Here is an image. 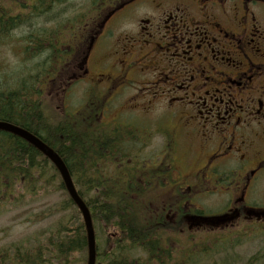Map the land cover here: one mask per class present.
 Returning <instances> with one entry per match:
<instances>
[{"label":"flooded vegetation","instance_id":"obj_1","mask_svg":"<svg viewBox=\"0 0 264 264\" xmlns=\"http://www.w3.org/2000/svg\"><path fill=\"white\" fill-rule=\"evenodd\" d=\"M103 1L61 70L85 85L71 115L75 136L95 139V176L141 195L137 229L155 218L175 241L178 220L188 249L193 230L216 223L222 251L253 245L264 260V0ZM26 243V264H48L47 245ZM132 251L142 248L128 246L126 260Z\"/></svg>","mask_w":264,"mask_h":264},{"label":"trees","instance_id":"obj_2","mask_svg":"<svg viewBox=\"0 0 264 264\" xmlns=\"http://www.w3.org/2000/svg\"><path fill=\"white\" fill-rule=\"evenodd\" d=\"M74 1H9L17 10L14 15L11 8L0 2V42L9 38L13 31H20L25 60L30 62L27 67L23 65V71L15 72L13 79L0 78V121L39 138L58 154L72 182L76 180L75 189L89 210L95 239L103 240V244L106 242L102 249L96 250V264H200V256L194 252L189 256L185 247H178V239L173 241L172 237L163 234L161 221L144 215L142 229H137L141 195L134 189L116 184L109 175L95 176L102 169L97 167L95 158L87 156L88 147L95 141L92 133L80 127L84 134L76 137L71 113L62 119L53 118L51 108L40 97L44 86L58 77L59 70L75 53V36L84 29L83 23L92 19L90 11L106 8L103 0H82L90 3L88 10L82 11ZM76 147H80L79 156ZM86 156L88 158L84 159ZM128 179L134 180V176L129 175ZM102 183L105 184L103 188L106 187L104 191L89 192L90 186ZM17 186L31 194L38 190L48 193L51 188L63 195L48 214V217L59 216L48 231L51 234L46 248L48 264L59 259L62 264H72L75 253L84 254L80 262L86 264V232L81 214L68 196L58 171L24 140L0 131V202H8ZM177 212L181 215L177 219H180L183 210L177 209ZM179 227L177 220L176 235ZM128 246H140L143 258L131 262L124 260L123 251ZM17 250L11 261L10 256L0 252V264H26L25 256L19 255Z\"/></svg>","mask_w":264,"mask_h":264},{"label":"rangeland","instance_id":"obj_3","mask_svg":"<svg viewBox=\"0 0 264 264\" xmlns=\"http://www.w3.org/2000/svg\"><path fill=\"white\" fill-rule=\"evenodd\" d=\"M3 6H11L9 3L1 2ZM74 3L79 5L82 11H86L89 8V2L82 0H75ZM106 6V5H104ZM91 7V5H90ZM15 12L16 9L14 8ZM79 10V11H81ZM107 12L103 14L105 16ZM102 16V17H103ZM95 20L99 17L95 14ZM93 21V20H90ZM89 22V21H88ZM86 21L83 23V28L85 27ZM23 38L20 31H13L9 38L5 41L0 42V67L5 69H0V74H4L0 78L13 79L15 72L23 71L21 68L23 65L29 66V61L25 60L24 55V44L21 43ZM31 67V66H30ZM72 73V72H71ZM71 73L66 72L65 76L60 74L52 82L47 83L40 96L44 104L49 105L51 108L50 115L53 118H58L65 111L74 110V107L79 105L86 98L83 90L85 85L78 84L75 85L68 78L71 77ZM56 120V119H55ZM185 151V147H179L177 153L182 154ZM191 171V170H190ZM14 195L8 200V202H0V252L5 253L11 258L14 257L17 250L19 255L23 256L27 247L26 241L29 239L33 242L39 244H48V239L51 234L50 231L53 224L58 219V215H52L48 217V214L52 212L53 206L62 200L63 195L60 192H53L51 188L48 193L44 190H38L36 194L26 193L21 190L18 186L14 191ZM22 195V198L19 197ZM17 198L20 201H17ZM206 204L208 205L207 211L216 212L220 205V199L218 196H211L209 199L204 198ZM213 209L214 211H210ZM213 227L215 232L204 233L196 237V240H203L200 250L196 252L197 256L203 257L202 250H209L210 258L203 257L201 260L202 264H264V260H261L262 254L256 253L257 248L251 247L248 250L241 251L243 247H249L247 244L243 245L241 248H235L234 252H226L221 250V245L219 241H216L217 228L219 225L216 223L207 224ZM194 231L191 233V237H194ZM180 235V234H179ZM183 238L184 236H181ZM51 238V237H50ZM210 240V241H209ZM209 242V243H208ZM257 241L253 242L256 245ZM98 244H103V240L98 239ZM196 243H192V252L195 251ZM26 247V248H25ZM102 249V247H100ZM194 254V253H193ZM139 253L132 251L129 257H138ZM235 256V257H233ZM254 257L258 260L255 261ZM264 257V256H263ZM83 258L82 253H76L72 256V264H82L80 262ZM205 258V259H204Z\"/></svg>","mask_w":264,"mask_h":264},{"label":"water","instance_id":"obj_4","mask_svg":"<svg viewBox=\"0 0 264 264\" xmlns=\"http://www.w3.org/2000/svg\"><path fill=\"white\" fill-rule=\"evenodd\" d=\"M0 131L9 133L11 135H14L26 141L28 144H30L35 149H37L39 152H41L48 160H50L52 164L56 167V169L59 171L61 178L63 180V183L65 185V188L71 200L75 203V205L78 207L79 211L81 212V215L84 221L86 234H87V245H88L87 264H94L95 263V240H94V233H93L90 215H89V212L86 206L83 204V202L80 200L77 193L75 192L70 176L65 168V165L61 161V159L58 157V155L53 150L47 147L37 137H35L34 135L30 134L29 132H27L26 130L20 127L0 121Z\"/></svg>","mask_w":264,"mask_h":264}]
</instances>
